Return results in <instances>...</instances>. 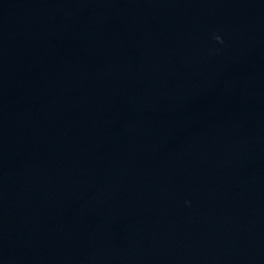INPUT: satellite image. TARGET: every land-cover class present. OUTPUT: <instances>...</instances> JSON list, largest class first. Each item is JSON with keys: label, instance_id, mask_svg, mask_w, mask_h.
<instances>
[{"label": "water", "instance_id": "obj_1", "mask_svg": "<svg viewBox=\"0 0 264 264\" xmlns=\"http://www.w3.org/2000/svg\"><path fill=\"white\" fill-rule=\"evenodd\" d=\"M0 264H264V0H69Z\"/></svg>", "mask_w": 264, "mask_h": 264}, {"label": "clouds", "instance_id": "obj_2", "mask_svg": "<svg viewBox=\"0 0 264 264\" xmlns=\"http://www.w3.org/2000/svg\"><path fill=\"white\" fill-rule=\"evenodd\" d=\"M214 39L217 41V43H220V44L223 43V40H222V38H221L219 35H216V36L214 37Z\"/></svg>", "mask_w": 264, "mask_h": 264}]
</instances>
